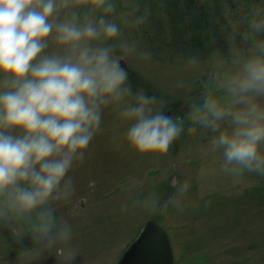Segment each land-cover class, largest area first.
Segmentation results:
<instances>
[{"label":"clouds","instance_id":"clouds-1","mask_svg":"<svg viewBox=\"0 0 264 264\" xmlns=\"http://www.w3.org/2000/svg\"><path fill=\"white\" fill-rule=\"evenodd\" d=\"M81 5L103 15L95 19L89 11L81 21L71 11L59 19L62 9ZM115 11L113 0H0V228L10 230L17 244L30 236L33 247L22 248L25 253L55 249L58 264H73L78 254L70 244L72 226L57 219L52 204L72 196L68 173L84 160L100 129L102 108L122 106L119 115L133 121L125 137L141 154L167 153L184 131L182 117L154 111V105L163 108L162 100L143 90L133 94L128 70L114 53L117 48L134 53L136 44L108 43L122 35L120 26L106 18ZM147 16L145 9L124 23L139 27ZM244 20L241 36L248 47L230 49L234 71L220 83L231 104L222 107L205 95L190 104L187 115L216 133L210 151H222V172L264 176V7L252 6ZM50 40L53 51H48ZM197 62L189 58L190 64ZM129 96L134 104L125 100ZM222 121L229 128L221 129ZM188 188L185 180L163 205L156 193L134 204L150 213L169 205L179 209Z\"/></svg>","mask_w":264,"mask_h":264},{"label":"rangeland","instance_id":"rangeland-1","mask_svg":"<svg viewBox=\"0 0 264 264\" xmlns=\"http://www.w3.org/2000/svg\"><path fill=\"white\" fill-rule=\"evenodd\" d=\"M113 2L116 11L106 18L120 26L122 35L108 43L136 44L134 53L119 48L114 53L128 70L133 94L143 90L162 100L163 108L154 105V111L182 117L184 131L167 153L141 154L125 137L133 121L119 115L122 106L102 108L100 129L84 160L76 161L68 173L72 196L52 204L57 219L72 226L70 244L78 254L73 264H115L149 220L166 230L174 264H264V176L222 172V151H210L216 133L187 115L190 104L205 95L222 107L231 104L220 87L234 71L230 49L248 47L241 36L244 17L252 6L264 7V0ZM145 9L147 20L139 27L124 23L144 15ZM71 11H77L81 21L89 11L95 19L103 15L81 5L62 9L59 19ZM49 45L48 51L56 49L51 40ZM144 52L150 56L143 58ZM190 57H196L197 64H190ZM125 100L135 103L132 96ZM220 126L229 128V122ZM189 127L195 131L189 132ZM185 180L189 188L179 209L169 205L166 211L150 213L134 204L156 193L163 205ZM32 247L30 236L17 244L10 230L0 228V264H58L55 249L42 255L22 250Z\"/></svg>","mask_w":264,"mask_h":264},{"label":"water","instance_id":"water-1","mask_svg":"<svg viewBox=\"0 0 264 264\" xmlns=\"http://www.w3.org/2000/svg\"><path fill=\"white\" fill-rule=\"evenodd\" d=\"M115 264H174L166 230L155 220L147 221Z\"/></svg>","mask_w":264,"mask_h":264}]
</instances>
